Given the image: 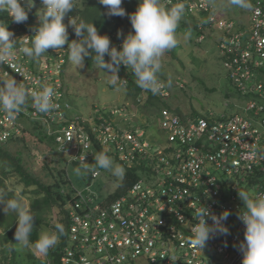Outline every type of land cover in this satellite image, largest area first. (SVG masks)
<instances>
[{"label":"built area","instance_id":"1","mask_svg":"<svg viewBox=\"0 0 264 264\" xmlns=\"http://www.w3.org/2000/svg\"><path fill=\"white\" fill-rule=\"evenodd\" d=\"M174 2H183L188 12L201 13L200 41L206 39L207 27L219 32L223 66L244 98L235 104V112L210 109L204 115L185 116L164 107L155 124L134 121L138 114L129 103L96 108L94 120L95 116L74 114L63 80L67 48L48 49L41 62L20 51L37 28L18 36L14 67L1 65L0 77L15 78L29 90L53 86L57 107L49 114L38 113L29 99L14 118L0 111V143L21 136L26 123L36 121L70 162L80 164L85 157L94 163L98 145L116 154L125 167H151L116 197H103L92 183L77 189L59 264H243L239 245L245 225L237 218L243 207L238 191L264 195V0H250L249 22L221 15L220 6L211 0H166ZM124 38H117L116 46L120 48ZM120 76L123 85L134 78L123 65ZM160 80L165 87L157 95L169 97L167 83ZM146 97L142 93L138 100ZM150 126L156 131L150 133ZM100 175L98 169L92 176ZM202 205L216 215L224 210L231 214L224 222L229 234L210 238L204 249H198L189 241L197 223L192 211Z\"/></svg>","mask_w":264,"mask_h":264},{"label":"clouds","instance_id":"2","mask_svg":"<svg viewBox=\"0 0 264 264\" xmlns=\"http://www.w3.org/2000/svg\"><path fill=\"white\" fill-rule=\"evenodd\" d=\"M230 4L241 9L250 10V0H229ZM106 9V15L125 16L126 10L121 6L122 0H99ZM42 7L38 9L39 25L30 41H25L20 51L27 57L39 58L48 49H61L68 43L69 60L80 69L85 66V60L91 57L95 67L103 69L112 76L108 83L120 87L124 83L119 78L121 65L130 69L139 88L150 91L153 95L161 93L165 87L159 79L162 71V57L167 51L178 44L177 28L185 15V4L177 2L166 8L161 0H139L138 7L129 18L133 31L124 39L118 49L112 45L107 34H101L94 23L70 18L78 40L69 42L68 25L64 17L75 8V0H41ZM34 5V0H0V12L6 11L14 23H23L28 19V11ZM17 39L6 24L0 23V65L8 64L14 67L12 60ZM30 45V46H29ZM94 54V56H93ZM105 56L109 59L106 60ZM170 81L168 82L170 86ZM55 88L44 85L40 91L29 90L15 78L0 77V111L11 119L22 111L31 99L38 113L49 114L56 109ZM94 163H88L85 157L74 169L77 176L95 175L98 169L110 172L117 180L125 175V169L107 154H95ZM239 198L243 207L237 218L245 225L244 240L239 249L243 254V264H264V195L253 197L248 191L239 190ZM0 205L7 215L9 211L16 214L17 227L15 243L22 249H34L41 254H47L54 248L59 236L65 232L62 223L54 224V231L42 232L36 241L31 240L34 223V213L22 195L20 188L14 190V196L4 199L0 195ZM197 223L191 228L190 244L195 248L204 249L210 238L217 235H228L229 229L224 223L231 214L224 210L220 215L212 213L205 205L192 211ZM207 218V219H206ZM208 219L212 221L208 223Z\"/></svg>","mask_w":264,"mask_h":264},{"label":"rangeland","instance_id":"3","mask_svg":"<svg viewBox=\"0 0 264 264\" xmlns=\"http://www.w3.org/2000/svg\"><path fill=\"white\" fill-rule=\"evenodd\" d=\"M220 6L219 12L221 15L234 18L238 21L249 22L248 10L241 9L230 4L229 0H216ZM33 7L38 11L42 4H34ZM191 15V17H185ZM184 15L177 28L178 44L175 48L167 51L162 57V71L159 74L163 79L170 83V98L171 107L179 108V112L183 115H204L206 111L213 109L216 111H225L233 113L237 110L236 103H243L244 98L239 97L238 93L232 86L227 76V71L222 63V56L219 52L217 38L219 33L213 34L206 30L208 35L205 41H200L196 22L199 23L201 18L195 19L193 16L201 15L199 12H189ZM69 18H64V23L68 25V30L72 28L69 23ZM35 23L39 24L37 15ZM195 37V39H194ZM19 40V39H18ZM199 44H198V43ZM16 43H20V40ZM49 52H45L38 59L39 62L45 60ZM119 77L120 74L118 73ZM112 74L103 69L95 68L90 70L84 66L79 68L73 65L70 60L65 64V83L66 91H68V99L73 105L72 112L81 116H88L93 120L97 117L96 108H114L124 105L128 102L134 107L132 96L128 94L127 86L114 87L108 83ZM120 79V78H119ZM121 80V79H120ZM229 102V103H228ZM96 109V110H95ZM138 117L134 118L145 121V116L142 113H137ZM142 116V117H141ZM120 119L119 116L116 117ZM160 119L159 115L156 118V123ZM133 123H130L131 126ZM30 128L31 126L28 125ZM149 132H153L154 127L150 126ZM156 131V130H154ZM150 137V134L147 133ZM28 137L30 146H13L14 152L21 149L24 152L26 166L33 174L43 181H50L48 172L50 167L62 169L68 167L63 161L64 155L56 148L55 145L49 143H40ZM116 164L126 168L115 155H109ZM76 167L70 166V178L78 189H85L89 183H92V189L105 197L108 193L117 190L121 183L125 180V175L121 180H117L110 172L101 169V175L93 179L91 174L87 176H77L74 172ZM7 184L10 188H20L24 190L17 176H11L7 179ZM1 195V191H0ZM25 200L30 205V199L25 197ZM62 215L54 212L50 221L51 224L59 222ZM53 231L52 227H45L42 232ZM1 248V247H0ZM16 250L19 254L12 258L13 264H47L49 254H41L34 249H22L18 245ZM11 251V250H10ZM29 254L34 257L30 258ZM10 252H7V256ZM5 258V252L0 251V264Z\"/></svg>","mask_w":264,"mask_h":264},{"label":"trees","instance_id":"4","mask_svg":"<svg viewBox=\"0 0 264 264\" xmlns=\"http://www.w3.org/2000/svg\"><path fill=\"white\" fill-rule=\"evenodd\" d=\"M216 2V0H211ZM41 0H34V4H40ZM161 3L166 7H171L174 3H166V0H161ZM139 0H122V7L126 10L125 16H107L106 9L103 5L99 3V0H75V8L72 12L68 13L64 18H73L79 23L84 21L87 23H94L98 31L101 34H107L112 45L116 46L117 38L126 37L130 32L133 31L132 24L130 21V14L133 13L138 7ZM187 11L185 10V15ZM203 17L205 15H202ZM37 17V11L32 6L28 11V19L23 23H14L12 18L6 11L0 12V23L6 24L10 31L14 33V38L19 41V35L25 31H33L38 28L35 19ZM185 17H191V15H186ZM200 16H193V18L198 19ZM205 21V20H204ZM195 28L197 29V35H199L203 30L199 29V24L196 22ZM207 31L217 34V30L206 28ZM205 30V33H206ZM219 33V32H218ZM114 36V38H111ZM208 35H206L207 39ZM19 39V40H18ZM80 39L75 35L74 28L69 29V42L72 40ZM195 39V37H194ZM205 39V40H206ZM204 40V41H205ZM16 41V42H17ZM219 41V36L217 38V43ZM198 43V42H197ZM19 43H16L17 45ZM199 44V43H198ZM67 48L66 53V63L69 61V49L68 43L64 45ZM118 49L119 47L116 46ZM94 56V54H93ZM108 60L109 57L105 56ZM86 68L93 70L95 69V61L91 57L85 60ZM122 66V65H121ZM1 70V65H0ZM65 70V67H64ZM120 74V71H119ZM159 78L163 79L160 75ZM121 79V76H120ZM63 80L65 83V71L63 72ZM125 86H127L128 94L134 97L132 100L134 103L133 109L136 113H142L145 116V122L156 123V118L160 114V110L164 107H170L171 103L169 97H161L160 95H153L150 91H145L139 88L135 82V77ZM170 87V86H169ZM68 91H66L67 93ZM144 93L147 96L144 100L139 101V96ZM68 96V93H67ZM128 102L124 103L127 104ZM179 112V108L176 109ZM180 113V112H179ZM195 111L193 114H196ZM142 117V116H141ZM30 125L31 128L28 126ZM146 125V124H144ZM28 137L34 138L33 140L40 143H51L56 146L55 138L47 133L46 128L40 125L39 122L26 123V128L21 136L12 138L6 143H0V191L4 199H10L14 196L15 188H10L7 184V179L11 176H17L19 181L23 183L24 190L22 195L30 199V209L34 213V227L31 235V240L34 242L38 239L39 235L42 233L45 227H52L54 231V224H51L50 217L56 212L61 217L59 223H62L65 228L63 235L59 236V241L57 245L48 251L49 258L53 260V264H59L60 252L68 243L69 232H70V208L71 204L76 201L77 186L74 185L70 178V166L78 167V162H70L69 159L64 156L62 161L68 165L62 169H57L50 167L48 176H50V181H43L41 178L35 176L33 172L26 166V161L24 158V152L18 149L14 152L13 146H25L29 147L30 143ZM97 154L103 152L109 155H115L114 153L106 152L102 147L96 145ZM118 157V156H117ZM119 159V158H118ZM120 160V159H119ZM123 164V163H122ZM125 167V166H124ZM146 164H138L133 168H126L125 180L121 183L117 190L108 193L111 197H116L125 193L129 187L138 179L143 177V171L151 169V167L146 168ZM91 177L93 178L92 174ZM95 179V178H93ZM3 206L0 205V251L5 252V258L2 260L3 264H13L12 258L21 255L16 250L17 244L15 243V231L17 227L16 214L9 211L7 215L2 210ZM11 250V251H10ZM10 255L7 256V252ZM22 256V255H21ZM30 258L34 256L29 254Z\"/></svg>","mask_w":264,"mask_h":264}]
</instances>
